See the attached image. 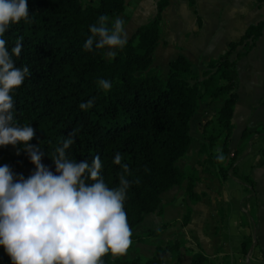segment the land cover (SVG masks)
I'll return each instance as SVG.
<instances>
[{
	"label": "trees",
	"instance_id": "16d2710c",
	"mask_svg": "<svg viewBox=\"0 0 264 264\" xmlns=\"http://www.w3.org/2000/svg\"><path fill=\"white\" fill-rule=\"evenodd\" d=\"M194 6V0H188ZM169 0L156 2V13L148 22L136 28L127 44L116 49L113 58L106 59L104 49L94 44L84 48L92 35L90 26L98 25L99 17H114L124 11L125 0H27L28 18L11 24L4 33L11 49L19 41L20 55L12 56L18 68L27 67L23 84L12 90L13 120L19 126H31L35 136L28 143L38 145L44 153L41 163L55 173L52 158L67 139L73 143L65 149L68 159L91 163L99 155L101 177L109 188L119 187L120 177L129 181L124 210L130 229L137 227L146 214L161 213V193L186 181V193L199 201L205 193H196L194 184L200 180L198 169H180L177 162L186 155L193 137L190 121L201 102L210 105L221 101L214 117L201 126L196 165L202 172L213 174L220 181L235 173L239 149L229 153L232 116L238 98L231 70V59L237 46L246 53L262 34L264 20L247 26L237 40L230 41L225 52L209 59L202 71H196L182 54L169 62L166 79L151 67L153 52L160 38L162 16ZM200 23V19L198 18ZM242 53V54H244ZM240 53H237L238 58ZM107 80L111 88L105 91L99 84ZM92 100V106L80 104ZM264 103V102H263ZM264 141V131L256 130ZM246 136V130L242 131ZM15 148L14 150L12 148ZM119 153L121 163L114 164ZM264 162V144L259 148ZM223 155L221 162L217 159ZM4 163L24 170L35 166L22 144L0 146V166ZM127 165V171L124 169ZM253 189V181L239 177ZM224 220L223 208L218 209ZM190 209L182 217L186 224ZM168 226L163 223L143 234L133 235L135 241L147 242ZM245 236L241 254L245 256L251 244ZM156 254L142 259L122 258L106 254L102 264H164L160 252H168L172 264H180L183 239L168 240L164 247L155 244ZM0 264H11L10 257L0 247ZM190 264H229L227 257H209L201 248L192 251Z\"/></svg>",
	"mask_w": 264,
	"mask_h": 264
},
{
	"label": "crops",
	"instance_id": "0c3cea01",
	"mask_svg": "<svg viewBox=\"0 0 264 264\" xmlns=\"http://www.w3.org/2000/svg\"><path fill=\"white\" fill-rule=\"evenodd\" d=\"M157 1L125 0L124 11L109 18L108 27L111 28L116 19L123 20L128 39L137 27L154 17ZM261 20H264V0H194V6H190L188 0H169L163 11L160 38L151 67L160 78L166 79L169 62L182 54L192 63L193 69L200 72L209 59L226 51L230 41L239 39L247 26ZM244 51L243 45H239L231 55V59H235L231 74L238 98L228 148L230 154L235 149L240 151L235 173L220 181L213 174L202 172L196 165V148L190 167L198 169L200 180L193 190L205 193V197L192 201L184 181L161 193L160 214L149 213L143 219L154 215L158 226L168 223L157 236L163 247L168 240H184L180 264H190L192 251L200 248L211 258L220 260L226 256L229 264H264V162L259 154L264 141L256 135V130L264 131V28L249 50ZM237 53L244 54L237 58ZM220 105L221 102L208 105V115L201 119L200 133L203 122L213 118ZM244 129L246 136L243 137ZM184 157L177 162L180 169L183 168L179 162L185 160ZM17 169L11 171L14 180H18L19 175L25 179V172L18 174ZM247 175L253 181V189L239 178ZM220 207L225 213L222 222L218 215ZM187 209H190V216L187 223L182 224ZM245 236L252 240L248 253L243 256L241 243ZM165 255L171 261L168 252Z\"/></svg>",
	"mask_w": 264,
	"mask_h": 264
},
{
	"label": "clouds",
	"instance_id": "9594fccd",
	"mask_svg": "<svg viewBox=\"0 0 264 264\" xmlns=\"http://www.w3.org/2000/svg\"><path fill=\"white\" fill-rule=\"evenodd\" d=\"M28 18L27 0H0V37L11 24ZM107 16H100L98 25L90 26L91 36L84 48L91 51L95 39L97 49L107 48L106 55H116L111 49L127 44L124 22L116 19L107 26ZM18 41L9 51L0 38V146L22 144L35 171L27 179L14 176L7 165L0 166V247L10 257L11 264H102L106 254L124 255L131 245V229L124 210L129 181L120 177L119 187L109 188L101 177L99 155L76 162L68 159L65 149L73 143L64 141L52 158L55 173L41 163L44 153L28 142L35 136L31 126L14 123L13 89L20 87L28 68L15 66L12 56H19ZM105 90L107 80H100ZM93 101L80 104L81 109ZM219 161L225 157L219 155ZM114 164L121 163L119 153ZM127 171V165L123 166Z\"/></svg>",
	"mask_w": 264,
	"mask_h": 264
},
{
	"label": "rangeland",
	"instance_id": "374dc122",
	"mask_svg": "<svg viewBox=\"0 0 264 264\" xmlns=\"http://www.w3.org/2000/svg\"><path fill=\"white\" fill-rule=\"evenodd\" d=\"M109 18H114V17H108V19ZM108 22H109V20H107L106 24H108ZM108 51H109V49L106 48L105 52H104V56L106 58L110 59L106 55V53ZM218 102H221V101H218ZM218 102L216 101L215 105ZM203 115H208V104H206L205 102H201L200 103L199 109L197 110V112L195 114V117H193V119L191 120V123H190V133H191V135L193 137V140L191 142L189 150L187 151V155H185V157H184L185 160H183L182 162H179L180 167L183 168V170H188V171L190 170V164L193 162V157H195V150H196V148H198L199 144L202 142V138H201V133H200L199 127H200L201 119H202ZM256 135H257L258 139L262 138L261 134L257 133ZM12 149L14 150L15 148L13 147ZM4 165H7L10 168L11 171L13 169H16V168L12 167L8 163H4L3 166ZM16 172L18 174L19 173L20 174H24V172H25V176H26L25 179H27L30 175H32L34 173V171L31 168H26L24 170L17 169ZM12 174L14 176V173H12ZM19 178H20V175H19ZM177 205L180 206L179 203ZM182 208H185L184 205H182ZM149 218H150V216H146L145 220L141 224H139L134 229H131V233H132V235H131V245L128 248L126 254L119 255V256H121L122 258L139 257V258L145 259V258L151 257V256L156 254L154 244L158 241L157 237H151L147 242L135 241L132 238L133 235L145 233L150 227H154L155 228V226L158 224V222H157L158 219L154 215H152L150 219ZM207 224H208V220L206 222V227H207V231H208ZM193 240H195V239L193 238ZM165 254H166L165 252H160L158 255L160 256V258L162 259L164 264H172V262L169 260V257L167 255H165Z\"/></svg>",
	"mask_w": 264,
	"mask_h": 264
}]
</instances>
